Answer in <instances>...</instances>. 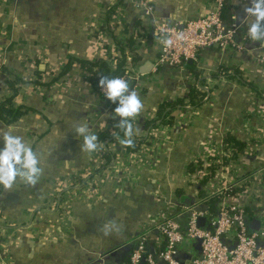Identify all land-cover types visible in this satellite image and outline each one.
<instances>
[{"label":"crops","instance_id":"crops-1","mask_svg":"<svg viewBox=\"0 0 264 264\" xmlns=\"http://www.w3.org/2000/svg\"><path fill=\"white\" fill-rule=\"evenodd\" d=\"M143 1L151 5V14L128 1L122 19L111 23L117 24L120 39L126 37L125 19L141 23L134 29L143 33V38L134 34L140 54L133 67L137 78L129 82L143 105L134 119V134L149 129L142 122L159 103L191 88L200 90L198 83L209 84L211 97L195 107L175 108L171 123L153 126L151 140L136 152L120 150L121 139L112 140L108 147L118 148L122 160L115 159L112 171L102 169L96 181L91 180L98 195L84 180L79 186L72 183L96 171L99 148L106 143L97 138L94 152L83 151L73 129L86 123L97 135L108 127L114 106L106 103L78 63L65 73L61 70L69 56L93 61L115 50L112 36L101 25L116 0L0 3V102L12 94L8 77L26 80L17 82L12 100L25 111L10 123L0 121V133L14 130L21 135L41 168L34 185L18 177L11 188L0 187V264H127L139 234L148 231L149 243L159 245L153 230L156 214L165 210L185 224L186 214L176 213L178 202H194L198 194L187 166L203 157L210 144L219 145L226 134L248 143V149L232 160L229 172L243 175L264 168V42L250 41L246 35L251 19L245 12L248 0L225 1L227 13L222 12L232 30L230 44L203 48L197 62L188 63L195 75L187 66L154 64L159 48L154 24L160 18L177 22L205 16L214 0ZM252 150L257 151L254 159L246 156ZM224 175L219 172L209 184L219 183ZM118 184L124 185L122 191L116 190ZM243 196L256 215L264 212V190L253 184Z\"/></svg>","mask_w":264,"mask_h":264},{"label":"built area","instance_id":"built-area-1","mask_svg":"<svg viewBox=\"0 0 264 264\" xmlns=\"http://www.w3.org/2000/svg\"><path fill=\"white\" fill-rule=\"evenodd\" d=\"M4 1L6 0H0V3ZM127 1L134 3L146 14L152 13L151 5L143 0ZM224 3L225 0H214L213 6L205 16L192 17L177 22H169L162 18L157 20L154 26L159 35V48L154 58V64L156 66L185 67L189 61L197 62L199 52L203 48L215 44L221 48H227L231 41L232 30L222 16ZM124 6L117 5L115 7V11L110 15L113 21L110 22L109 20V25L115 22L118 24L120 17L123 16ZM137 33L139 32L134 30V34L137 35ZM165 40L168 43H165ZM110 52L115 54V50ZM133 67L130 66L123 75L117 77L125 78L128 82L136 80L137 74L133 71ZM196 86L205 92L202 101L211 97L208 94L209 84L198 83ZM96 89L103 95L99 87L96 86ZM262 95L264 96V93ZM189 106L188 103H185L181 108ZM153 116L151 115L149 118ZM158 125L159 123L150 125L149 129L145 128L142 134H134L135 137L143 140L140 147L149 143L154 135L152 127ZM119 138L121 139L120 136H115L114 140ZM216 144H210L203 157H199L193 162L197 167L192 171L194 180L201 184V190L204 194H197L194 202L188 204L178 202L179 210L176 213L177 216L186 214L185 224L182 225L176 216L165 210L156 214L153 230L159 236V245L154 247L149 243L148 231L139 234L135 238L127 264H182L177 258L181 252L187 254L183 264H264V212L256 215L255 219L258 220L259 225L257 229L251 230L249 228V216L238 201L239 197L243 195V191L239 193L232 191L244 179L235 172L231 173V170L230 172L222 170L227 176L224 175L219 183L209 184L208 179L203 183L201 182L208 171L207 165L215 162L220 156L230 154L231 146L224 145L222 142L219 145ZM120 149L125 150L122 145ZM113 151L116 155L105 167H100L99 164L97 171L89 175H80L72 185L79 186V182L84 180L87 182L84 185L96 194L97 191L94 188L96 184L92 186L91 180L96 181L97 176L102 173V169L106 168L109 172L112 171L116 165L115 159H120L118 148H113ZM100 160L101 163L103 159L100 158ZM122 174L118 173V176H122ZM116 181L119 179L116 178ZM257 186L264 190V181L259 182ZM123 189L124 185H117V191ZM211 194H220V199L215 203V212L210 214L207 218L208 221H206L209 212L202 205L203 200ZM54 206L52 203L50 209L53 210ZM200 217H203L206 222H203L201 226L197 223ZM224 236L233 239V245L223 242Z\"/></svg>","mask_w":264,"mask_h":264},{"label":"trees","instance_id":"trees-1","mask_svg":"<svg viewBox=\"0 0 264 264\" xmlns=\"http://www.w3.org/2000/svg\"><path fill=\"white\" fill-rule=\"evenodd\" d=\"M227 1V0H225ZM130 4L127 0H116L113 6L109 7L107 10V16L105 18V22L101 25V28L106 30L110 36H112L114 43H115V54H112L111 52L105 53V55L99 56L95 60L91 61L88 59H80L77 57L69 56L67 62L63 65V69L61 70V73H65L68 71L72 64L74 62L78 63L81 68L86 73V79L91 82L93 85L97 86V80L100 76L104 77H117L121 76L125 73V70L129 68L130 66H134L136 62L140 59V54L138 52V40L137 37L134 36V29L137 25L140 26V20L139 19H125V21L122 23L123 29L126 32V37L124 39H120L116 36L115 27L117 24L109 25L108 20L110 18V14L115 11V7L117 5H127ZM129 6V5H128ZM227 2L224 3L223 6V12L227 13ZM222 16L225 19V15ZM128 14H130V10H128ZM226 20V19H225ZM142 28V27H141ZM142 30V29H141ZM144 30V28H143ZM141 34L142 37L143 33ZM143 38V37H142ZM186 66L191 70V72L195 75L196 71L193 69L192 65H188L186 63ZM1 67V66H0ZM5 68H3L4 70ZM39 73V72H38ZM227 73V72H226ZM14 76V74H12ZM241 78V77H240ZM25 83L26 80L14 76L13 78H7L6 84L9 86L10 90H12V94L6 97L4 100L0 102V121L4 123H10L12 121H15L18 119L20 115L24 113V109H21L20 106H17L13 103V97L17 93L18 90V83ZM38 81H34L36 83ZM244 84L248 86H254L252 82L244 80ZM129 85H132L129 83ZM260 91H258L259 93ZM186 94L180 97H177L172 100L168 101H162L159 103L157 108L155 109V112L153 113L152 118H148L145 121H143V127H147L149 125H155L157 123L159 124H170L172 121L171 112L177 108L182 106L185 103H188L190 106H198L202 101V96L205 94L204 91L196 90V89H189L185 92ZM103 96V95H102ZM106 103L109 105H112L115 107L113 103H109L106 100ZM157 119V122H155ZM134 122H137L135 120L132 121V124L134 125ZM115 136H120L121 140L124 138V134L122 129L118 128L116 126V121L113 119V116L109 119V125L105 129L101 130L97 134V138L102 143H106L104 147L99 148V155L100 158L103 159L100 163V167H105L107 163L112 159L114 156V151L109 149L108 144L114 140ZM133 143L131 145H122L124 147L125 151L127 152H135L139 149L140 144L143 140L138 139L133 135L132 137ZM221 142L224 145L231 146V151L228 156H220L217 158V160L209 165L206 166L207 173L204 175L202 183L209 180L214 175H217L219 172H222V170H228L230 168V164L234 158L239 156V154L244 153L246 151V147L248 146V143L236 138L234 135L226 134L222 139ZM259 143L258 141H252V143L256 144ZM257 151L252 150L250 154H246L248 158L254 159L255 154ZM187 169L189 172H192L194 169H197L196 165L193 163H189L187 166ZM97 171V170H96ZM241 178L244 180L236 186L234 189H232L233 192H242L244 189L248 188L249 191H251V186L257 184L261 181H264V168L260 171L251 172V173H244L243 175H240ZM257 183V184H256ZM197 186V193L199 195H203V191L201 190V184L196 183ZM246 196V195H245ZM241 196L239 197L238 201L241 204V206L244 208V211L249 216L248 220L251 221L255 219L256 212L251 210L249 206V200L247 197ZM220 199V194H211L206 197L205 200H203V205L208 210V215L206 217V221H208V217L210 214H213L215 212V203ZM204 223H206L204 221ZM207 226V224H205ZM249 228L251 230L257 229L250 226ZM223 242L229 243L230 245H233V239H230L228 236H224L222 238ZM151 244V243H150ZM187 257V254L184 252H181L177 255V258L180 260V262L183 264L184 259Z\"/></svg>","mask_w":264,"mask_h":264},{"label":"clouds","instance_id":"clouds-1","mask_svg":"<svg viewBox=\"0 0 264 264\" xmlns=\"http://www.w3.org/2000/svg\"><path fill=\"white\" fill-rule=\"evenodd\" d=\"M248 3L250 6L245 8V12L251 19L246 35L250 41L264 42V0H248ZM165 43L168 41L165 40ZM97 87L104 98L115 105L112 110L113 119L124 134L120 143L131 145L134 135L132 121L143 108L139 95L130 88L128 80L122 77L100 76ZM73 132L80 139L83 151L92 153L97 149V135L86 123L75 125ZM40 173L39 160L31 145L14 130L0 133V187L11 188L18 177L28 185H34Z\"/></svg>","mask_w":264,"mask_h":264},{"label":"water","instance_id":"water-1","mask_svg":"<svg viewBox=\"0 0 264 264\" xmlns=\"http://www.w3.org/2000/svg\"><path fill=\"white\" fill-rule=\"evenodd\" d=\"M189 62H190V61H189ZM189 62H188V63H189ZM148 64H149V63H147L146 65H148ZM146 65H145V66H146ZM39 68H42V64L39 65ZM182 200H184V199H182ZM203 222H204V218H203V217L198 218V220H197L198 225L201 226V225L203 224ZM258 223H259V222H258L257 219H253V220L250 221V226L253 227V228H257L258 225H259Z\"/></svg>","mask_w":264,"mask_h":264},{"label":"rangeland","instance_id":"rangeland-1","mask_svg":"<svg viewBox=\"0 0 264 264\" xmlns=\"http://www.w3.org/2000/svg\"><path fill=\"white\" fill-rule=\"evenodd\" d=\"M263 93H264V91H263ZM180 107H181V106H180ZM180 107H179V108H180ZM110 143H111V142H110ZM120 150H121V149H120ZM118 151H119V150H118ZM1 217H2V216H0V218H1Z\"/></svg>","mask_w":264,"mask_h":264}]
</instances>
